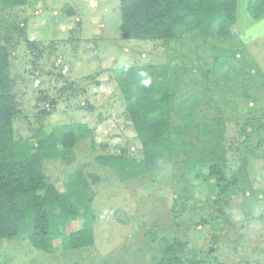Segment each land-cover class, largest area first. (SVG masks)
I'll return each instance as SVG.
<instances>
[{"label":"rangeland","instance_id":"1","mask_svg":"<svg viewBox=\"0 0 264 264\" xmlns=\"http://www.w3.org/2000/svg\"><path fill=\"white\" fill-rule=\"evenodd\" d=\"M246 3L238 0L229 36L156 42L121 38L119 0L0 3L14 139L86 125L89 137L42 170L62 192L82 172L94 217L93 247L50 256L23 236L0 239V264H264V19L252 20ZM127 67L157 75L166 68L171 135L177 140L181 129L189 146L147 175L121 181L94 160L143 157L113 76ZM81 223L67 222L64 233Z\"/></svg>","mask_w":264,"mask_h":264},{"label":"trees","instance_id":"2","mask_svg":"<svg viewBox=\"0 0 264 264\" xmlns=\"http://www.w3.org/2000/svg\"><path fill=\"white\" fill-rule=\"evenodd\" d=\"M0 3L16 9L24 7L27 0H0ZM238 5V0H119L121 38L156 42L188 36H229ZM245 9L252 20L264 19V0H247ZM161 70L157 75L154 68L127 67L113 73L143 157L135 161L121 156H96L94 162L115 171L121 181L147 175L163 157L170 160L177 147L189 146L179 128L174 132L179 146L172 138L171 85L166 68ZM255 77L253 74L250 79ZM15 110L9 55L0 46V239L15 240L23 236L33 249L50 256L59 250L93 247L94 217L88 180L76 171L68 178L67 190L62 192L46 183L42 170L44 161L70 151L89 137L88 127L84 124L55 126L39 130L31 141H18L13 132ZM189 120L184 117L183 123ZM212 129L209 122L205 123L203 130L210 137ZM92 181L97 183L99 178L94 176ZM79 218L81 227L65 234L66 223ZM168 262L180 264L178 258Z\"/></svg>","mask_w":264,"mask_h":264}]
</instances>
